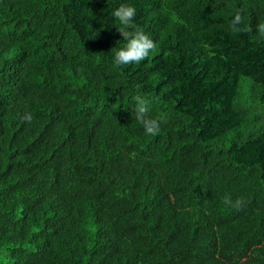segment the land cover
I'll return each instance as SVG.
<instances>
[{
    "label": "trees",
    "instance_id": "16d2710c",
    "mask_svg": "<svg viewBox=\"0 0 264 264\" xmlns=\"http://www.w3.org/2000/svg\"><path fill=\"white\" fill-rule=\"evenodd\" d=\"M0 264H264V0H0Z\"/></svg>",
    "mask_w": 264,
    "mask_h": 264
},
{
    "label": "clouds",
    "instance_id": "9594fccd",
    "mask_svg": "<svg viewBox=\"0 0 264 264\" xmlns=\"http://www.w3.org/2000/svg\"><path fill=\"white\" fill-rule=\"evenodd\" d=\"M136 15L137 9L129 3H122L112 12L113 23L125 40L124 46L118 48L114 53L113 63L117 67L143 61L155 47L153 41L144 31L129 32L126 30L133 25ZM147 103L143 97H137L136 119L143 124L146 134L154 135L159 131V122L156 119L146 118ZM232 203L231 198L226 196L224 204L231 206Z\"/></svg>",
    "mask_w": 264,
    "mask_h": 264
}]
</instances>
